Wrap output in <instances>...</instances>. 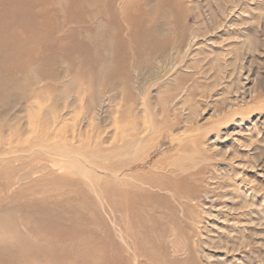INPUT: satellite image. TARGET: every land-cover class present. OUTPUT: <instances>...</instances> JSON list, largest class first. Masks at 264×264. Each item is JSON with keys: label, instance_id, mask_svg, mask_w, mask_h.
Masks as SVG:
<instances>
[{"label": "rangeland", "instance_id": "obj_1", "mask_svg": "<svg viewBox=\"0 0 264 264\" xmlns=\"http://www.w3.org/2000/svg\"><path fill=\"white\" fill-rule=\"evenodd\" d=\"M92 1L96 0H0L1 35L7 33L15 39L26 34L18 19L9 15L15 14L13 8L26 12V19L34 14L39 24L48 22L51 25L52 21L58 27V30L52 29L49 68H34L43 82L39 91L34 92L40 93L37 99L31 98L33 89H8L4 92L3 100H0V136L16 124L26 127L29 112L39 106L47 114L46 107L51 105L49 99L54 97L58 103L55 111L58 109L59 117H66L70 127L82 129L90 137L101 136L105 143L111 145L121 134L143 127L147 120L157 119L160 121L158 125L163 121L164 124L168 121L169 124L175 123L169 128L167 124L165 127L162 125L170 132L160 134L150 157L124 171L126 174L146 170L158 160L160 164L154 169L160 172L163 161L166 163L172 157L180 161L191 153L188 147L192 145L189 151L195 150L203 159L192 165L190 170L181 172L182 176L190 179L187 192L163 187L161 189L164 190H160L156 186L147 188L142 193L143 197L136 198L142 203L140 209L129 205L133 216L125 217L126 213H122L119 207L112 209L118 204V198L108 196L107 192L97 190L94 185L91 190L88 185H82L85 186L83 194L90 200L96 199L87 202L91 208L87 207L86 211L95 216L99 213L100 216H96L99 217L96 218L97 229L94 226L77 229L76 234L82 239L90 236L92 240L77 244L78 255L68 253L62 259L57 254L37 255L33 252L35 249L27 244L24 234H33L35 229L28 226V218L23 222L20 213H17L18 218L11 211L10 200L15 191L1 190L0 264H85V258L95 259L91 264L100 258L98 264H110L112 238L113 244L121 247L118 255L133 264H264V0H140L144 22L152 24L155 30L160 29L157 38L161 43L167 41V46L163 45L159 51L149 54L136 48L131 32L124 31L126 49H123V65H132V72L130 79L116 86H111L112 81L106 77L104 66L118 63V49L108 52V47L99 41L97 45L101 49L96 45V49L88 46L78 50L66 42L68 38H76L82 43L90 41L96 44V38L107 37L108 33L103 34L102 30L95 32L100 18H96L97 5ZM69 3L75 6L78 15L63 12ZM48 6H51L50 17L41 13V9ZM25 46L26 49L32 48L31 43ZM101 54L103 58L95 65L103 67L102 72H99L101 67H97L96 77L91 82H74L72 71L83 65H92L86 62V58L95 59ZM39 57L43 59L42 55ZM21 79L19 83L26 82L25 76ZM233 100L235 105L231 106ZM182 102H185L184 112L180 107ZM29 166L34 167L32 164ZM4 172L6 170L1 169L0 188L15 179V171L8 175ZM173 174L176 175L170 173L169 178L179 177ZM42 184L32 185L30 190L25 189L27 186L22 188L25 184L15 185L25 189L16 192H21V200H25L29 193H32L30 197L34 194L35 197L37 194L40 196L46 187ZM146 191L147 194L144 193ZM166 191L170 194L165 195ZM177 193H180L178 197ZM39 196L36 198L40 199ZM178 198L184 207L180 206ZM92 205L99 206L94 208ZM114 215L120 221L119 234L113 229L111 220ZM27 216H32L38 227L44 218L36 214ZM11 219L16 223L15 229L7 226V223H14ZM49 224V231L54 225L58 226ZM137 224L141 225L140 229ZM101 225L105 227L104 232ZM120 227H123L128 249L120 243L124 240ZM16 233L23 241H15ZM49 235L37 243L56 249L60 243H49L53 237ZM142 248L147 250L151 260L144 256L139 260L135 256L141 255ZM37 250L44 252L40 247ZM92 251L100 254L93 257Z\"/></svg>", "mask_w": 264, "mask_h": 264}, {"label": "bare ground", "instance_id": "obj_2", "mask_svg": "<svg viewBox=\"0 0 264 264\" xmlns=\"http://www.w3.org/2000/svg\"><path fill=\"white\" fill-rule=\"evenodd\" d=\"M94 2L97 5L96 18H100L98 20V28L95 29V32L97 33L98 30H102L103 34H105V32L108 33L107 37L104 35L99 39L96 38V44L91 43L90 41L82 43L79 42L76 38H68L66 39V42L71 45V48L78 50H84L88 46L89 48L92 47L96 49L95 46L99 41L104 44L103 46L108 47V52L112 50L116 51V49H118V52L116 53L119 58H117L116 61H118L119 59L118 63L120 65H117L118 63H116V65L104 66V71L107 75L106 77L110 78V80L112 81L111 86H116L121 81L130 79L132 72V65H123L125 60V58L122 57L123 49H126V35L124 36L122 34L124 31L128 30V34L131 32V35H133V39L137 44L136 48L147 51L149 52V54H153L154 52L159 51L160 47L163 45L167 46V41L161 43L159 38H157L160 33V29L155 30L152 27V24L150 26L149 23L144 22L143 9L142 5H140V0H108V2H106V0H96ZM94 2L92 1L91 3ZM50 7L51 6L41 9V13L44 16L50 17L52 15L50 13ZM74 7L75 6H73V4L69 3L68 5L64 6L63 12L69 15H78ZM12 10L15 12V14L9 13V15L12 18H14L15 16L16 19H18V23L24 28L23 31H25L26 34L23 37H16L15 39L10 38L7 33H3V35L0 34V100H3L2 96L8 89H33V91L31 92V98L37 99L40 93L34 94V92L39 91V86L43 85V82H41V78L35 73L34 68L36 66H40L44 70H47L49 68V65L47 64L52 59L49 54V50L52 47L50 45V39L53 38L52 29L58 30V27L56 23L52 22L51 20V25L48 22L39 24L36 21V17L34 14L30 15L28 19H26V12L21 10L16 11L15 8H13ZM92 15H95V13H92ZM30 17H32V19H30ZM109 41H113L115 43H109ZM26 43H31L32 48L26 49ZM97 48L101 49V46L97 45ZM39 55H42L43 59L39 57ZM102 58V54L98 55L95 59L86 58V62H88V64L92 63V65H83L84 67L80 66L77 68V70L72 71L71 74L73 76V81L76 83H83L84 81L90 80L91 82L94 77H96L97 67H101L100 65L98 66L95 64ZM69 60L73 61L74 59L69 58ZM72 66L74 67L75 65ZM99 69V72H102L103 67ZM24 76L26 77V82L19 83L22 80L21 77ZM156 77L158 76H155V78ZM126 83H128V81H126ZM49 100H51V105H48L46 107L48 111L47 114H44V112L41 110L42 106H39L37 110H33L30 112V109H28L29 116L26 118L28 119L26 127L24 124H16L13 129L9 127L10 129L8 128V132L0 136V171L1 169H5L6 172H4V175H8L15 171L13 175V178L15 177V179L11 181V184L4 186V188H0V191L4 189H12L15 191L14 197L10 200V208L11 211L15 212L17 216V213H20V215L24 219L23 222L26 221V218H28V226L35 229V232L33 234L29 232H26L24 234L28 239L27 244L31 249H35L33 251L35 254H57V256L61 258L70 253L74 256L75 254L78 255V253H80H76L77 248H79L77 247V244L80 245V242H87V240H92V238L89 239L90 236H88V238H86L87 236H84L85 239H82V236L76 234V230L81 227H95L97 221L96 218H99L96 217L99 215V213L95 216L94 214L88 212V210L86 211L87 207L91 208L87 206V202H89L91 198L87 195H84L82 190V188L87 185L88 187H90V190L92 188V185H94L95 187H98V189L96 188L97 190L102 189V191L107 192L108 196L110 195L118 198V204L115 207H110H112V209L119 207L122 213H126L125 217H127V215L129 216V214L132 215L130 210L131 206L129 207V205H133L134 209H140L142 203H140V200L136 198L140 197L143 191H145V189L147 188H154L156 186L158 189L160 188V190L176 189L177 191L178 189H184L187 192V189L189 187L187 185H189L190 182L188 180L190 179H186V177L182 176L181 174L184 171L190 170L192 165L199 164L200 160L203 159L201 156H198V153L196 154L194 152L195 150H192L194 153L192 151H189L190 148L192 149L193 145L188 147V152L191 153L184 155L182 157L183 159H180V161H177L176 159L173 160V157L169 160L167 159L168 161L165 160V162L167 161L166 163H164L163 161V164L160 166V172H158L157 170L155 171L154 169L160 164L158 160L154 164V166H151L146 170L143 169L136 172L134 171L133 173L129 174L124 173V171L133 168L134 165L144 162L150 157L151 150L155 146V141L159 138L160 134L164 132H170V129H164V125H166L167 122L164 124V121H161L162 123L158 125L157 123L160 121L157 119H152L151 121L147 120L142 124L143 127L140 126V128L138 126L139 128L134 129V131H128V134H121V137L118 139V141L111 145L109 143H105L106 141L102 139L101 136L90 137L88 133L83 131L82 129L76 130L75 127H70V125L66 122V117H59L57 113L58 109L55 111V108L58 107V103L54 99V97H51ZM184 103L182 102L180 106L182 107L183 112L186 110ZM232 105H235L234 100L233 102H231V106ZM29 107L30 105L28 106V108ZM133 123L134 122H132V124ZM174 124L175 123L169 124L168 121L167 127H174ZM1 130L2 129L0 128V132ZM179 158L180 157H178L177 159ZM25 160L27 163L25 162ZM19 162L23 163L20 164ZM28 163L34 165V167L29 166L30 164L28 165ZM195 169L197 170L198 168L195 167ZM149 173L150 175H148ZM170 173H175L176 175H173L179 177H173V179L171 177L169 178ZM39 182H43L42 186H46L43 188L45 190L39 193L40 196L37 194L40 199H37V196L35 197V194L30 197V194L32 193H29V196H26L25 200H21V192L17 191V193L16 190L21 191L27 188L30 190V186H37ZM193 183L194 182H192V184ZM20 184H25L24 186H22V188L26 186L27 187L25 189H22L15 186H18ZM82 185L85 186L82 187ZM161 187H163L164 189H161ZM157 188L155 190H157ZM167 191L165 192V195L170 194H167ZM99 192L102 195L101 191ZM147 192L148 191L144 193L147 194ZM151 193H154V191H151ZM171 193L173 194V192ZM181 193L184 195L183 192ZM178 194L180 193H177V197L179 196ZM141 197H143V195ZM180 197L182 198V195ZM134 199H136V201H134ZM179 199L180 198H178L177 200L178 202L180 201ZM93 200L96 199L93 198ZM67 201H69L71 204H69ZM186 201L189 200L186 199ZM181 203L182 202L180 201V204ZM104 206L103 208H105ZM172 206L171 209H168L172 210ZM180 206H182V204ZM93 207L95 208L96 205ZM182 207H184V205ZM23 209L25 212H23ZM146 210H144V212ZM11 211L8 210V212ZM105 212L107 213L106 210ZM174 212L175 210L173 211V213ZM3 214L5 216V213ZM31 214L44 216V218L41 220L40 227H38L37 224L34 223L32 216L31 218L27 216ZM132 216L130 217L132 218ZM112 217L113 219L111 221L113 229L117 231L120 221L118 222V219L115 217V215ZM125 217L121 218L124 219ZM2 218L4 219L3 216ZM18 218L20 217L18 216ZM157 221L158 220H156V222ZM10 223H7V226L11 229H15V227H17L15 222L12 224ZM49 223L58 224V226L54 225L52 230L49 231ZM103 223L105 222L103 221ZM136 226L138 229L141 228L140 224H137ZM104 230L105 227L103 228V232ZM119 232L122 236V239H124L123 241H120V243L122 242V245H125V247L128 249L129 245L125 237L123 236V227H120ZM48 233L53 236L51 237L52 239H50L49 243H60L59 247H57L56 249L49 248V245L48 247H42L37 243L38 240L43 239L46 235H48ZM15 238L16 242L23 241V238L17 233ZM106 238L108 240V237ZM120 239L121 238L119 237V240ZM112 240L114 241V238L111 239V245H109V247L111 246L113 250L111 253L112 258L110 259V264L132 263L129 262L128 259L122 258L123 256L118 255V250L121 247L119 245L113 244L114 242H112ZM38 247H40L44 252L38 251ZM106 252L107 251H105L103 255H105ZM91 254L93 257H95L99 255L100 252L92 251ZM135 256L139 260L140 257L143 256L146 259L151 260V256L147 252V250H145V248L141 249V255L137 254ZM85 259V264H91L93 261H95V259ZM100 259H97L98 262L95 264H98ZM83 262L81 261V263Z\"/></svg>", "mask_w": 264, "mask_h": 264}]
</instances>
